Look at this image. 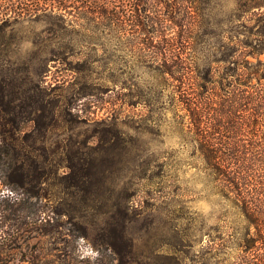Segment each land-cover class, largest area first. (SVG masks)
<instances>
[{
    "label": "rangeland",
    "instance_id": "rangeland-1",
    "mask_svg": "<svg viewBox=\"0 0 264 264\" xmlns=\"http://www.w3.org/2000/svg\"><path fill=\"white\" fill-rule=\"evenodd\" d=\"M47 1L61 0H0V99L16 107L27 101L28 114L35 83L54 90L79 123L58 120L46 130L27 122L18 138L39 170L27 168L23 186L0 167V264H174V256L178 264H206L211 248L236 257L245 229L197 139L203 134L224 160L264 163V0H154L152 14L193 23L180 31L165 21L162 35L128 28L101 36L58 32L56 20L49 30L43 16L30 21L27 5ZM163 47L183 53L171 63L174 75L158 69ZM243 64L250 73L240 78ZM195 68L208 88L226 86L217 98L207 95L200 129L187 109L197 97ZM239 80L250 95L233 108L224 93L239 89ZM18 115L16 108L14 122ZM71 128L95 151L98 186L89 195L43 183L42 148L56 150ZM119 205L129 217L115 250L109 229ZM43 211L56 212L49 224Z\"/></svg>",
    "mask_w": 264,
    "mask_h": 264
},
{
    "label": "trees",
    "instance_id": "trees-1",
    "mask_svg": "<svg viewBox=\"0 0 264 264\" xmlns=\"http://www.w3.org/2000/svg\"><path fill=\"white\" fill-rule=\"evenodd\" d=\"M153 1L61 0L60 2L47 1L43 4L32 3L27 5V18L32 22H37L43 16L47 18L49 27L53 26L54 20H56L57 28L55 29L58 32H72L77 35L90 36H101L112 33L123 34L128 28L133 33L143 30L148 35H162L163 31L167 28L166 22L168 21L173 25L171 28L174 29L175 26L180 31H183L187 24L191 25L193 23L189 22L192 20H189L185 25L187 20L171 16L169 18H162L158 13L152 14L149 12L148 7ZM129 4L133 8L131 14L127 13ZM194 22L196 25H199V21ZM49 30H53V28L51 27ZM240 43L241 45H247L243 41H240ZM175 49H169V47L167 49L164 47L157 48L158 69L164 76L175 74L171 63L178 61L179 55L183 54L180 52L176 53ZM56 58L58 60H65L62 56ZM195 70L198 80L196 84L195 82L193 84L196 86L197 97L193 101L188 102L187 106L189 108L187 109L190 111L193 124L200 129L203 118L201 117V111L203 105L206 104V100L209 99L207 95L211 94L212 98H217L220 94L219 92L225 91L226 86L224 84L220 86L219 84L221 89L219 92L208 88L211 82L206 80L203 73H200L196 68ZM249 73L250 67L247 64H243L241 73L238 75L241 78L242 76L249 75ZM238 82L239 89L230 93H224V95H232L233 108L235 99H247L250 95V86L242 83L240 80ZM53 91L35 83L32 84L28 90L30 108L28 114L27 101L16 107L11 105L12 101L4 102L0 99V137L4 142V147L0 148V153L4 155L3 158H0V167L11 179L10 182L15 185H24V180H27V168L34 165L35 170H39V165L35 163L33 152L30 148L28 150L26 145L23 146L18 138L19 134L25 132L27 122L35 123V125L39 126L42 125L41 127H44L46 130H49L53 125H57L58 120H62L64 124L69 125L79 123L68 108L60 106L59 99L54 95ZM16 108L19 109V120L14 122L11 115ZM58 109L60 114L57 116ZM10 125L11 128H8ZM202 135H199L197 141L199 143V150L205 156V168L210 171L209 175L214 177L215 183L220 190L219 193L234 205L240 228L244 226L245 229L239 238L240 244L238 247L240 252L236 257L225 254L226 252H221V255H223L221 258L219 254H216V250L211 248L208 254L212 255L206 264H264V163H249L234 159L233 161L232 159L231 161L224 160L217 149L211 148V146L207 145L208 142H204L205 140ZM78 137L79 134L74 133L73 128H71L67 139H64L65 143L57 144L56 150L42 148V157H44L41 165L42 177L44 175L43 183L50 185L52 181H57L58 184L65 182L70 187L76 188L79 192L89 195L95 193L94 189L98 186L95 176V151L90 145L91 138L78 141ZM8 139L12 141L8 142ZM59 150L61 151L60 157H52L56 156ZM5 155L11 156L8 161L4 158ZM34 197L39 198L40 196ZM117 207H119L118 216L115 215L113 217L109 229V233L114 239V242H111V247L115 250H118L117 248L119 247L117 238L119 239L124 233L123 226L129 217L127 207L124 209L120 205ZM42 214H46L45 220L49 224L54 220L51 214L56 215V212L43 211L41 216ZM213 252L215 253L213 254ZM170 260L174 264H178L175 256Z\"/></svg>",
    "mask_w": 264,
    "mask_h": 264
}]
</instances>
